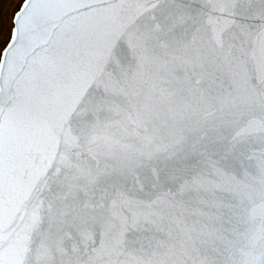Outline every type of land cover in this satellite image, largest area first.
<instances>
[{
  "label": "snow or ice",
  "instance_id": "obj_1",
  "mask_svg": "<svg viewBox=\"0 0 264 264\" xmlns=\"http://www.w3.org/2000/svg\"><path fill=\"white\" fill-rule=\"evenodd\" d=\"M14 2L9 13V0H0V164L6 150V108L11 114L25 98L35 104L58 98L63 101L62 119L71 118L81 138L108 144L113 126L138 121L133 101L150 71L160 64L195 65L208 44L219 53L214 80L222 93L217 97L221 111L232 110V122L239 123L253 103L261 110V117H248L238 131L224 125L196 128L190 140L181 136L168 144L162 158L157 148L123 162V175L114 187L141 185L148 194L146 204L129 200L122 191H98L91 181L81 183L73 174L63 197L71 201L66 207L73 213L87 214L94 207L89 201L97 196L112 203L109 240L91 264H213L195 243L209 225L199 231L195 224L186 226V212L212 219L203 208L189 212L195 205L215 209L217 219L227 215L232 233L247 236L239 249L242 258L230 255L225 264H264V219L258 231L247 229L254 212L250 180H258L264 206V148L258 155L248 153L243 139L256 136L264 145V0ZM162 4L176 8L158 18L154 10ZM149 8L153 14L141 22ZM147 140L152 143L151 137ZM124 207L127 216L116 211ZM174 228L186 236L179 249L156 235L166 231L171 238ZM130 231L136 235L126 250ZM145 242L167 251L145 257Z\"/></svg>",
  "mask_w": 264,
  "mask_h": 264
},
{
  "label": "water",
  "instance_id": "obj_2",
  "mask_svg": "<svg viewBox=\"0 0 264 264\" xmlns=\"http://www.w3.org/2000/svg\"><path fill=\"white\" fill-rule=\"evenodd\" d=\"M175 8L162 4L154 14L162 18ZM14 10L15 4L11 11ZM150 14L153 10L149 8L141 22ZM217 55L214 46L208 44L195 65L160 64L153 68L141 85L140 95L133 101L134 115L140 113L138 121L126 120L113 126L110 130L113 139L108 144L103 141L92 144L81 138L72 128L71 118L62 119L63 101L58 98L41 104L25 98L11 114L6 108V150L0 164V264H35L41 256L42 264H91L102 244L109 240L106 232L113 208L111 199L97 196L89 201L94 207L87 214L73 213L66 207L71 201L63 199L73 174L81 178V183L91 181L90 187L98 191L110 194L122 191L129 200L146 204L148 194L141 185L127 189L114 187V182L123 175V162L138 156L141 150L155 151L157 148L160 149L157 156L162 158L167 154L168 144L181 136L190 140L196 134V128L206 131L224 125L235 132L246 126L248 117H261L260 107L255 103L245 110V117L239 123L232 122V110L225 108L221 111L217 97L222 93L214 80ZM26 70L21 69L20 74ZM193 79H199L200 83L193 84ZM148 137L152 138L151 144ZM243 139L248 153L258 155L264 148L256 136ZM249 182L253 184L249 189V206L254 207L247 225L251 232L259 230L264 219V206L260 204L258 180ZM79 199L83 200V196ZM195 207L212 215L209 220L208 216L185 213L187 227L195 224L199 231L203 224L209 225L205 234L195 241L201 253L213 264H225L230 255L236 260L241 259L239 249L246 245L247 236L232 233L227 215L217 219L213 215L215 209L203 205H195L189 212ZM116 211L123 216L129 215L126 207ZM197 220L200 223H195ZM241 231H244L243 227ZM135 235L130 231L125 238L123 247L126 250ZM156 235L177 249L186 239L179 228H174L171 238L166 231ZM145 244L146 251L142 253L145 257L153 252L162 255L167 251V247Z\"/></svg>",
  "mask_w": 264,
  "mask_h": 264
},
{
  "label": "rangeland",
  "instance_id": "obj_3",
  "mask_svg": "<svg viewBox=\"0 0 264 264\" xmlns=\"http://www.w3.org/2000/svg\"><path fill=\"white\" fill-rule=\"evenodd\" d=\"M14 4H15L14 0H9V4L5 5V8L9 13L11 12L12 8L14 7ZM2 43H3V39L0 38V46L2 45Z\"/></svg>",
  "mask_w": 264,
  "mask_h": 264
}]
</instances>
